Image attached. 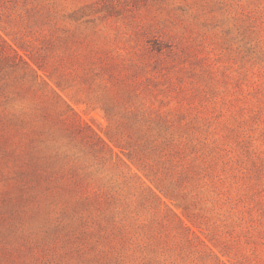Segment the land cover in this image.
<instances>
[{
  "label": "rangeland",
  "instance_id": "1",
  "mask_svg": "<svg viewBox=\"0 0 264 264\" xmlns=\"http://www.w3.org/2000/svg\"><path fill=\"white\" fill-rule=\"evenodd\" d=\"M0 264H264V0H0Z\"/></svg>",
  "mask_w": 264,
  "mask_h": 264
}]
</instances>
